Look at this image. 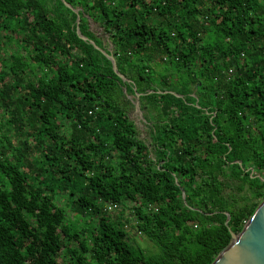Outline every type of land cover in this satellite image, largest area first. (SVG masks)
Instances as JSON below:
<instances>
[{
    "label": "trees",
    "instance_id": "16d2710c",
    "mask_svg": "<svg viewBox=\"0 0 264 264\" xmlns=\"http://www.w3.org/2000/svg\"><path fill=\"white\" fill-rule=\"evenodd\" d=\"M64 2L0 0V264H210L264 199V0Z\"/></svg>",
    "mask_w": 264,
    "mask_h": 264
},
{
    "label": "water",
    "instance_id": "95a60500",
    "mask_svg": "<svg viewBox=\"0 0 264 264\" xmlns=\"http://www.w3.org/2000/svg\"><path fill=\"white\" fill-rule=\"evenodd\" d=\"M61 1L64 2V0ZM64 3L70 7L66 2ZM73 10L77 12V9ZM78 22L79 18H77V25ZM81 37L84 39L83 36ZM103 53L111 60L114 72L125 80L126 78L118 72L112 55L105 51ZM134 96L137 98L136 94ZM182 198L185 199L184 192H182ZM228 221L229 215L225 221L226 225H228ZM210 264H264V199L255 208L241 231L239 233L231 232L230 241Z\"/></svg>",
    "mask_w": 264,
    "mask_h": 264
},
{
    "label": "rangeland",
    "instance_id": "374dc122",
    "mask_svg": "<svg viewBox=\"0 0 264 264\" xmlns=\"http://www.w3.org/2000/svg\"><path fill=\"white\" fill-rule=\"evenodd\" d=\"M90 28L98 34V36H102L104 39H106V35L103 34L102 28H100L96 23L90 21ZM110 48V47H109ZM128 98L130 99V104L128 106V115L129 117L134 121L135 126L138 131V135L140 138L146 140L149 142V135H148V123L146 122L143 112L140 109L139 103H137L138 98L132 95H128ZM118 213V208L116 210L112 211V216H116ZM128 215V219L131 223H133V218L129 216V211H126ZM129 229V225L127 226ZM129 236L132 239L133 243L141 246L146 253H155L158 252V247L154 245L151 241H149L146 237L139 234L135 229L129 230Z\"/></svg>",
    "mask_w": 264,
    "mask_h": 264
},
{
    "label": "built area",
    "instance_id": "2783aa9c",
    "mask_svg": "<svg viewBox=\"0 0 264 264\" xmlns=\"http://www.w3.org/2000/svg\"><path fill=\"white\" fill-rule=\"evenodd\" d=\"M116 208H118V204L116 203L107 202L105 204V209H107L108 211L114 210Z\"/></svg>",
    "mask_w": 264,
    "mask_h": 264
}]
</instances>
